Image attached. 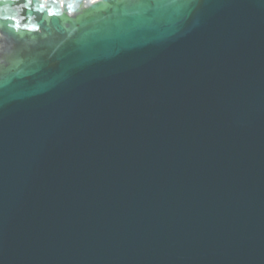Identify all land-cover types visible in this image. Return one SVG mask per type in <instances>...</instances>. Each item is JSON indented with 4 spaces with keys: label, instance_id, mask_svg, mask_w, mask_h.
Listing matches in <instances>:
<instances>
[{
    "label": "water",
    "instance_id": "obj_1",
    "mask_svg": "<svg viewBox=\"0 0 264 264\" xmlns=\"http://www.w3.org/2000/svg\"><path fill=\"white\" fill-rule=\"evenodd\" d=\"M25 3L0 0L35 25L0 19V264H264V0Z\"/></svg>",
    "mask_w": 264,
    "mask_h": 264
},
{
    "label": "snow or ice",
    "instance_id": "obj_2",
    "mask_svg": "<svg viewBox=\"0 0 264 264\" xmlns=\"http://www.w3.org/2000/svg\"><path fill=\"white\" fill-rule=\"evenodd\" d=\"M31 4H32V0H26V3H25L24 6L25 7H29ZM40 7L43 8L44 5L41 4ZM68 11L69 12L71 11V6L70 5L68 6ZM49 14H51V13H49ZM0 19L13 21L12 23H9L7 25V27L14 28L17 31H19L21 28H23L25 30H28V31L35 30V25H31L30 26L29 23H25L22 19H17L16 17L4 16V17H2ZM0 27H4V25H0Z\"/></svg>",
    "mask_w": 264,
    "mask_h": 264
}]
</instances>
